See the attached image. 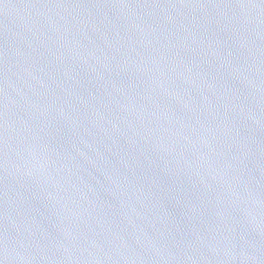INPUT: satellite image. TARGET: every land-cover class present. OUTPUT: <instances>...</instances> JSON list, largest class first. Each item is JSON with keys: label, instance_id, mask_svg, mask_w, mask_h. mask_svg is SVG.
<instances>
[{"label": "water", "instance_id": "water-1", "mask_svg": "<svg viewBox=\"0 0 264 264\" xmlns=\"http://www.w3.org/2000/svg\"><path fill=\"white\" fill-rule=\"evenodd\" d=\"M0 264H264V0H0Z\"/></svg>", "mask_w": 264, "mask_h": 264}]
</instances>
